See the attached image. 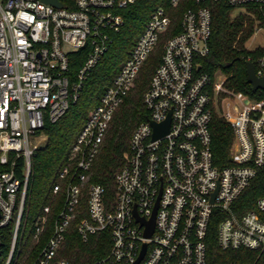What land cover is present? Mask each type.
I'll list each match as a JSON object with an SVG mask.
<instances>
[{"label":"built area","instance_id":"built-area-1","mask_svg":"<svg viewBox=\"0 0 264 264\" xmlns=\"http://www.w3.org/2000/svg\"><path fill=\"white\" fill-rule=\"evenodd\" d=\"M0 0V261L2 264H76L60 256L85 197L87 215L77 224L83 242L106 245L108 253L86 264H209L210 238L223 251L257 253L264 264V196L246 212L238 201L264 169V89L253 95L227 87L228 76L201 70L209 54L213 4L235 12L264 0H196L169 35L143 102L149 115L134 130L111 194L91 183L116 111L137 84L141 70L174 28L160 7L123 63L114 82L87 119L73 144L70 164L60 172L54 193L66 192L58 219L46 206L33 223L34 246L26 254V198L32 158L47 121L57 122L77 102L125 19L121 10L135 0ZM181 0H173L177 6ZM264 33L257 20L255 35ZM249 42V41H248ZM249 50L264 48L250 47ZM88 48L77 78L71 54ZM254 62L264 78V55ZM253 88V87H252ZM253 90V89H252ZM233 97V105L228 101ZM216 115L234 132L228 164L216 163L212 126ZM170 119L165 135L154 138V123ZM22 162L21 175L19 166ZM155 219L153 233L147 231ZM214 232V233H213ZM214 234V236H212ZM10 244L7 245V238Z\"/></svg>","mask_w":264,"mask_h":264},{"label":"trees","instance_id":"trees-1","mask_svg":"<svg viewBox=\"0 0 264 264\" xmlns=\"http://www.w3.org/2000/svg\"><path fill=\"white\" fill-rule=\"evenodd\" d=\"M196 0H181L173 5V0H135L121 10L124 25L118 32H112V43L92 75L87 80L77 102H72L68 111L57 122L47 121L44 133L48 137L47 145L39 148L32 158V174L26 198L25 216L28 219L25 244L28 249L34 246L32 241L33 223L44 213L46 206L51 207V221L58 219L63 210L66 192L54 193L55 184L60 182V172L70 164L73 144L84 127L91 111L100 104L106 89L114 82L129 58L146 26L160 7L170 12L174 20V28L161 40L141 70L137 84L116 111L109 132L102 146L91 175V183H99L112 194L115 190V176L123 166L124 153L129 150L130 140L135 128L146 121L149 112L144 105L143 95L148 89L155 68L162 61L163 45L171 34L181 31V19L189 8H197ZM213 28L210 39V52L201 57V70L214 75L218 71L228 76L226 85L237 92L253 95L252 85L248 82L247 63L264 55V48L249 50L247 42L254 36L257 20L264 23V10L250 7L248 10L235 12V8L226 2L213 4ZM88 57V48L71 54L69 76L75 80ZM213 151L217 164L224 167L230 160V150L234 138L231 124L216 115L213 126ZM22 162L19 166L21 175ZM264 196V169L245 191L238 205L243 212L253 209L257 199ZM86 198L82 200L81 211L68 232L60 256L76 264H86L104 257L110 249L109 244L93 240L83 242L76 224L87 215ZM214 233V232H213ZM214 236V234L212 235ZM10 244V237L7 238ZM209 264H254L257 253L249 250L223 251L215 238H210ZM2 264V261H0Z\"/></svg>","mask_w":264,"mask_h":264},{"label":"water","instance_id":"water-1","mask_svg":"<svg viewBox=\"0 0 264 264\" xmlns=\"http://www.w3.org/2000/svg\"><path fill=\"white\" fill-rule=\"evenodd\" d=\"M46 1L53 2L55 4L60 5L56 0H46ZM247 75H248V82L253 87L252 88L253 92H256L259 88L264 89V78H259L257 76L254 62H248L247 63ZM154 127L156 128V133L154 135V138L156 139V138H159V137H161V136H163L169 132L170 119L162 125H157L154 123ZM154 222H155V219L153 218L152 222L149 223V228L147 231V235H149V236L153 233ZM145 250H146V246L144 247V251H143L142 256L140 257L139 261L136 264H139V262L143 258L144 254H145Z\"/></svg>","mask_w":264,"mask_h":264},{"label":"rangeland","instance_id":"rangeland-1","mask_svg":"<svg viewBox=\"0 0 264 264\" xmlns=\"http://www.w3.org/2000/svg\"><path fill=\"white\" fill-rule=\"evenodd\" d=\"M248 46L252 47H258V46H264V33L259 32L258 34H254V36L249 40ZM228 101L233 105V102L235 99L233 97H229ZM47 139H39V146L40 148H44L47 145Z\"/></svg>","mask_w":264,"mask_h":264}]
</instances>
